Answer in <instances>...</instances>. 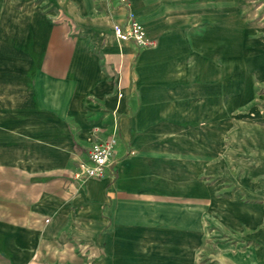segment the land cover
<instances>
[{
	"label": "crops",
	"instance_id": "crops-1",
	"mask_svg": "<svg viewBox=\"0 0 264 264\" xmlns=\"http://www.w3.org/2000/svg\"><path fill=\"white\" fill-rule=\"evenodd\" d=\"M128 11L153 44L124 37ZM253 31L199 41V0L0 2V264H189L198 247L199 264H264ZM236 67L252 90L232 100L215 87ZM202 89L220 107L199 130ZM111 136V173L82 176Z\"/></svg>",
	"mask_w": 264,
	"mask_h": 264
},
{
	"label": "rangeland",
	"instance_id": "rangeland-1",
	"mask_svg": "<svg viewBox=\"0 0 264 264\" xmlns=\"http://www.w3.org/2000/svg\"><path fill=\"white\" fill-rule=\"evenodd\" d=\"M4 0H0L1 5ZM14 3V2H13ZM16 3V2H15ZM223 6L220 8L215 6L211 0H199V41L207 40L212 42V39L218 34L234 35L237 38L240 37L245 30V26L253 25L255 31L253 35L258 39H261L264 34V0H223ZM131 13L128 11V15ZM250 30L247 29L248 33ZM244 44L248 45V42L244 40ZM210 51L211 47H207ZM204 58L203 66L199 67V74L203 76L209 74L210 67H206L211 59L210 54H206ZM250 67L233 68L230 77L226 79V83L219 87H215V91L218 89L230 91L233 90L235 94L232 96V100H239L243 97H247L251 94L250 74L248 69ZM205 78V77H204ZM231 84L230 88L227 84ZM201 88L199 87V90ZM208 89H202V94L199 99V121L204 120L201 124L199 122V130L204 129V123L210 122V118H213L219 107L220 103L217 98H208L205 91ZM187 223L190 228H195L199 224V212L187 210ZM189 242L195 244L199 240V234L196 231H190L188 233ZM189 264H199V247L192 248V257H189Z\"/></svg>",
	"mask_w": 264,
	"mask_h": 264
},
{
	"label": "built area",
	"instance_id": "built-area-1",
	"mask_svg": "<svg viewBox=\"0 0 264 264\" xmlns=\"http://www.w3.org/2000/svg\"><path fill=\"white\" fill-rule=\"evenodd\" d=\"M125 4L126 0H120ZM127 31L124 37L132 39L137 45H151L153 40L147 39L143 26L132 13L127 14ZM116 138L108 137L90 147L87 159L81 164V175L87 178L100 179L111 173L115 156Z\"/></svg>",
	"mask_w": 264,
	"mask_h": 264
}]
</instances>
